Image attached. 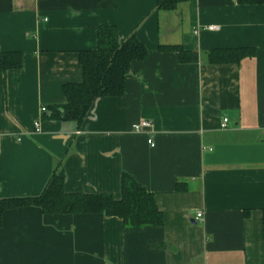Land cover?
I'll return each mask as SVG.
<instances>
[{"label":"crops","instance_id":"obj_1","mask_svg":"<svg viewBox=\"0 0 264 264\" xmlns=\"http://www.w3.org/2000/svg\"><path fill=\"white\" fill-rule=\"evenodd\" d=\"M108 25L148 53L130 63L124 95L97 97L80 126L50 119L41 107L67 102L63 86L83 80L80 51ZM252 47L238 63L220 59ZM8 51L23 64L0 71V198L41 194L59 165L67 193L121 199L128 173L164 220L131 229L103 213L14 208L2 214L0 264H264V5L0 0ZM141 120L151 127L136 132Z\"/></svg>","mask_w":264,"mask_h":264},{"label":"trees","instance_id":"obj_2","mask_svg":"<svg viewBox=\"0 0 264 264\" xmlns=\"http://www.w3.org/2000/svg\"><path fill=\"white\" fill-rule=\"evenodd\" d=\"M181 1L186 0H158V7L173 9ZM237 1L244 5H264V0ZM98 40L96 49L80 51V63L84 70L83 80L81 83H66L63 86L67 102L49 105L43 113L50 119L62 122L73 121L80 126L97 97L124 95L130 63L134 60H143L148 54L145 45L134 35L127 37L123 42L120 41L116 26L100 27ZM159 50L185 54L181 45L160 46ZM216 53H212V60ZM255 53L253 47L226 49L223 50L220 59L238 63ZM22 64L23 57L20 52H0L1 72L7 73L9 69H19ZM58 167L59 165L55 167L41 194L0 198V226L5 211L27 206L38 207L46 214L103 213L107 216H118L124 226L131 229L163 224V212L158 207L156 197L130 174H123L122 196L121 199H116L104 193H67Z\"/></svg>","mask_w":264,"mask_h":264},{"label":"built area","instance_id":"obj_3","mask_svg":"<svg viewBox=\"0 0 264 264\" xmlns=\"http://www.w3.org/2000/svg\"><path fill=\"white\" fill-rule=\"evenodd\" d=\"M208 28L210 30H219V27L216 26V25H210V26H208ZM41 111L42 112H45L46 111V107L45 106H42L41 107ZM226 122H227V118H225L222 121V125H221L222 128H225L227 126V123ZM150 127H151V125H150V122L149 121H147V120H141V121H139L138 124L135 125L134 130L136 132H139V131H143L145 129H148ZM34 128H36L37 131L40 130V128H39V122L38 121L34 122ZM148 142H149L150 146H152V147L155 145V141L152 138H149V141ZM201 218H202V212H199L198 215H197V219L199 220Z\"/></svg>","mask_w":264,"mask_h":264}]
</instances>
